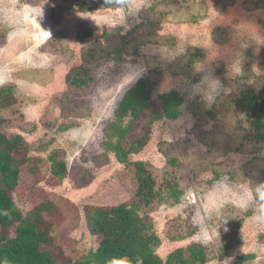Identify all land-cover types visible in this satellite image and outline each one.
Masks as SVG:
<instances>
[{
    "label": "rangeland",
    "instance_id": "obj_1",
    "mask_svg": "<svg viewBox=\"0 0 264 264\" xmlns=\"http://www.w3.org/2000/svg\"><path fill=\"white\" fill-rule=\"evenodd\" d=\"M29 1L0 0V29L6 40L0 45V86L17 85L18 97L28 100L18 104L20 115L16 114L6 132L22 135L30 148L28 157L39 159L31 162L38 166L37 173L27 167L22 171L13 193L17 207L26 215L43 200H51L59 220L64 219L60 230L66 234L63 245L67 254L77 259L96 249L97 242L85 226L84 207L129 202L135 186L132 169L119 164L105 148L104 129L115 120V109L125 93L140 79L153 77L159 81L154 100L171 90L179 91L185 99L180 118L155 123L147 146L130 156L131 162H145L159 171L160 184L180 183L185 188L182 203L149 213L162 240L158 255L166 260L177 249L192 243L211 244L229 233L224 209L232 207L245 219L240 230L242 242L226 258L209 264H235L236 258L246 253L257 256L251 264H264V204L253 189L264 171V149L248 150L242 146L245 130L221 131L207 115L216 103L223 104L224 110L227 98L222 96L235 94L239 84L264 81V0L249 5L246 0H187L196 12L202 9L196 23L163 22L158 34L171 44H144L136 55H125L120 61L112 56L93 69L94 85L86 92H76L66 84V76L83 65L82 52L102 43L106 32H132L144 23L140 14L162 0H122L117 10L106 9L98 1L93 12L56 18L51 16L52 9L68 5L63 0H41L36 5ZM84 1L71 5L77 9ZM218 1L226 7H218ZM88 29L92 35L80 42L79 30ZM53 36L64 39L67 54L42 51ZM190 49H198L199 55L192 52L190 61L181 62L182 56L190 58ZM32 69L49 72L51 80L31 83L19 75ZM79 104L86 107L82 113ZM10 111L16 113L17 106ZM10 111L6 110L5 118L10 119ZM160 143L171 144L164 145L168 156L161 153ZM53 150L65 152L68 168L67 178L59 186L48 162ZM105 157L108 163L101 167ZM173 158H177L178 168L170 163ZM214 168L240 170L244 176L236 181L227 172L216 180ZM251 168V177H247ZM250 210L253 214L247 217ZM177 219L190 221L196 234L186 241H170Z\"/></svg>",
    "mask_w": 264,
    "mask_h": 264
},
{
    "label": "trees",
    "instance_id": "obj_2",
    "mask_svg": "<svg viewBox=\"0 0 264 264\" xmlns=\"http://www.w3.org/2000/svg\"><path fill=\"white\" fill-rule=\"evenodd\" d=\"M63 1L68 5L53 8L52 17L70 15L75 12H93L99 7L98 1L110 10H117L123 5L122 0H85L76 9L71 3L82 0ZM223 1H218L217 4L222 9L226 7ZM29 2L36 5L41 0ZM162 6L164 7L161 8ZM201 13L202 9L196 12L191 5H187V0H162L161 4L153 5L148 11L140 14L139 17L144 23L132 32L126 35L120 32H106L102 43L88 46L82 52L83 65L73 69L66 76L68 88L76 92L90 90L94 85V78L91 75L94 68L110 61L112 56L115 61H120L125 55H136L139 46L144 44H171L170 39L158 34L162 29L161 24L163 22L196 23ZM77 35L79 41L83 42L85 38L92 35V30H79ZM5 42V32L0 29V45ZM102 44L106 48L102 47ZM46 49L56 56H63L69 52L64 39L58 36L48 40L42 51L46 53ZM192 52L199 55L198 49H190L188 51L190 58L187 55L182 56L180 61L185 62L187 59L190 61ZM19 75L31 83L44 84L51 80L49 72L36 69L19 73ZM39 78L40 81H38ZM158 85L159 81L153 77L137 81L125 93L115 109V120L104 129L106 138L104 146L107 151L115 155L119 164L133 171L135 184L133 196L129 202H122L112 207L97 205L84 207L85 226L90 235L95 238L97 247L77 259L69 256L65 250L63 243L66 242V234L60 230L64 219L59 220L54 202L45 199L26 215L15 203L13 193L19 186L22 171L27 167L32 174L37 173L38 166H32L31 162H37L39 159L33 160L28 157L30 148L22 135L6 132L7 127L15 120L16 114L20 115L18 104H27L28 100L24 101L25 98L18 97L17 85L0 86V175H2L0 264H209L226 258L228 252L242 242L240 230L245 219L237 215L238 209L228 207L224 209V219L230 228L229 233L218 237L211 244L192 243L187 248L177 249L169 254L166 260L158 255L162 240L155 232L154 222L149 213L162 206L172 208L182 203L185 188L180 183L160 184L157 178L159 171L155 172L154 168L145 162L130 161L131 155L139 154L150 142L152 127L155 123L164 120L174 121L181 116L185 99L180 92L171 90L154 100L153 93ZM222 97L227 98L224 105L226 110H223V104L216 103L214 108L207 112L208 117L215 122L216 128L221 131H225L226 128L233 129L235 133L245 130L242 135V146H246L250 151L263 150L264 81L257 79L253 85L239 84L235 94ZM15 106H17L16 113L10 111ZM6 110L10 111V119L4 117ZM85 110V105L79 104L78 112L82 113ZM68 128L66 127L67 130ZM164 145L167 144L160 143V151L168 156ZM48 162L50 172L57 179V185H61L67 178L68 171L65 152L53 150L48 157ZM107 163L108 159L105 157L101 167ZM170 163L178 168L177 158L171 159ZM213 171L216 180L227 172L236 181L244 176L240 170L233 171L231 168L225 172L217 168ZM251 171L253 168L249 170V174L245 173V175L251 177ZM260 174L261 178L259 182H254L256 185L253 189L258 201L264 204V199L261 198L264 196V171ZM166 176L164 174V177ZM252 214L250 210L246 216L250 217ZM173 229L172 235L169 234V240L172 242L186 241L197 232L190 221L179 219L174 221ZM53 249H56L55 252L52 251ZM256 258L255 254H242L236 258L235 264H251Z\"/></svg>",
    "mask_w": 264,
    "mask_h": 264
},
{
    "label": "crops",
    "instance_id": "obj_3",
    "mask_svg": "<svg viewBox=\"0 0 264 264\" xmlns=\"http://www.w3.org/2000/svg\"><path fill=\"white\" fill-rule=\"evenodd\" d=\"M249 1V2H248ZM258 0H246V2H244L245 4H250V3H254V2H257ZM258 10V9H257ZM254 12H257V11H254Z\"/></svg>",
    "mask_w": 264,
    "mask_h": 264
},
{
    "label": "bare ground",
    "instance_id": "obj_4",
    "mask_svg": "<svg viewBox=\"0 0 264 264\" xmlns=\"http://www.w3.org/2000/svg\"><path fill=\"white\" fill-rule=\"evenodd\" d=\"M33 22V21H32ZM42 38H44V35L42 36ZM21 62V61H20Z\"/></svg>",
    "mask_w": 264,
    "mask_h": 264
}]
</instances>
